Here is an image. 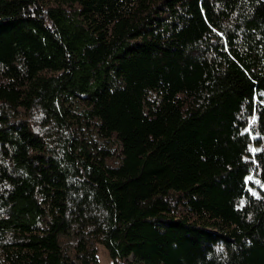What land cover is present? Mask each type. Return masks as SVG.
<instances>
[{"label": "trees", "instance_id": "trees-1", "mask_svg": "<svg viewBox=\"0 0 264 264\" xmlns=\"http://www.w3.org/2000/svg\"><path fill=\"white\" fill-rule=\"evenodd\" d=\"M97 244L264 264V0H0V264Z\"/></svg>", "mask_w": 264, "mask_h": 264}, {"label": "rangeland", "instance_id": "rangeland-1", "mask_svg": "<svg viewBox=\"0 0 264 264\" xmlns=\"http://www.w3.org/2000/svg\"><path fill=\"white\" fill-rule=\"evenodd\" d=\"M252 193H256V190H252ZM244 200L245 199L243 198L240 201V205L244 202ZM97 248H98V256H99L100 264H112L113 262L111 260L108 250L101 244H97ZM131 261L132 258H130L129 260H124L120 264H130Z\"/></svg>", "mask_w": 264, "mask_h": 264}]
</instances>
